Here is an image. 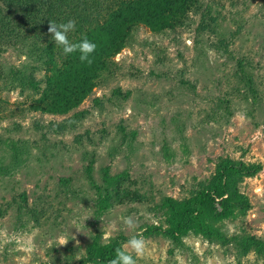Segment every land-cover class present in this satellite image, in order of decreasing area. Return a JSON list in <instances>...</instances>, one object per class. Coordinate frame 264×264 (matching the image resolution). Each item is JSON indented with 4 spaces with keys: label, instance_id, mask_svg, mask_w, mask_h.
Instances as JSON below:
<instances>
[{
    "label": "rangeland",
    "instance_id": "1",
    "mask_svg": "<svg viewBox=\"0 0 264 264\" xmlns=\"http://www.w3.org/2000/svg\"><path fill=\"white\" fill-rule=\"evenodd\" d=\"M194 4L200 10L193 5L175 31H132L110 72L66 113L33 112L35 98L0 83V204L7 207L0 264H92L90 247H121L133 236L148 245L138 264H264L262 254L232 241L264 242V0ZM198 23L213 31L196 42ZM43 48L33 55L8 48L0 67L27 74L41 67ZM42 68L36 80H44ZM243 72L257 98L247 92ZM18 152L23 163L15 168ZM91 160L97 186L105 168L122 174L119 196L105 210L84 171ZM226 160L261 166L237 185L249 201L245 215L212 223L223 243L191 230L172 234L165 199L184 203L218 186L217 168ZM61 178L70 180L66 187ZM129 216L134 229L123 223ZM62 235L67 245H59Z\"/></svg>",
    "mask_w": 264,
    "mask_h": 264
},
{
    "label": "trees",
    "instance_id": "2",
    "mask_svg": "<svg viewBox=\"0 0 264 264\" xmlns=\"http://www.w3.org/2000/svg\"><path fill=\"white\" fill-rule=\"evenodd\" d=\"M195 1L197 2V0H0V52L8 48L22 51L26 49L28 55H33L38 53L32 51L33 49L44 47L40 50L43 52V59L40 62L46 72L42 78L44 80H36L34 73L41 67L34 65L28 69L27 74L26 72L22 74L21 69L10 67L3 70L0 67L1 88L8 91L17 89L20 96L35 98L29 108L33 112L66 113L77 107L87 91L99 83L103 74L110 72L114 64L111 58L124 47L132 31L141 26H146L157 34L165 29L175 31V28L186 20V14L193 5V8L198 9ZM68 20L76 21V30L69 33L70 41L78 43L86 35L90 41L97 44L91 66L79 61L78 52L66 56L62 48L55 45L48 35L49 21L59 24ZM199 23H203V19H200ZM199 23L194 29L196 42L198 36L213 31L210 26H200ZM242 81L247 87V92L257 98L258 90L254 88L251 77L245 76L243 72ZM2 104L0 99V111L1 108L4 109ZM2 119L0 118V121ZM66 121L64 119L56 124H65ZM20 155L21 152H18L13 157L15 168L23 163ZM93 164L94 161L91 160L84 168L92 184ZM260 170V165L247 166L242 162L226 160L217 168V179L220 180L218 186L202 190L184 203L166 198L165 201L170 204L173 228L171 233L181 234L191 230L201 233L211 242L216 240L223 243L224 237L212 223L245 215L250 208L249 201L240 193L237 185L242 177H252ZM103 171L102 185L93 184L101 193L97 201L99 211L108 207L113 195L119 196L115 186L119 185L122 179V174L110 175L107 168ZM69 182V179H59L62 187H66ZM223 182L225 183L221 188ZM24 196L25 194L19 196L21 206L26 203ZM6 208L0 204V217L7 213ZM232 241L240 249L245 251L251 248L264 257V242L254 236H234ZM117 247V242L102 248L90 247L88 262L108 264L109 260L115 257Z\"/></svg>",
    "mask_w": 264,
    "mask_h": 264
},
{
    "label": "clouds",
    "instance_id": "3",
    "mask_svg": "<svg viewBox=\"0 0 264 264\" xmlns=\"http://www.w3.org/2000/svg\"><path fill=\"white\" fill-rule=\"evenodd\" d=\"M75 30V20H68L65 23L59 24L54 21H49L48 23V35L51 37L52 42L61 47L66 56L78 52L79 61L82 64L91 66L94 62V54L97 50V44L90 41L86 35L83 36L80 42L73 43L69 40V33ZM123 223L129 229H134L137 226L131 216L124 217ZM72 239H75V237L73 236ZM68 242L69 239L66 236L62 235L58 237V243L60 246L67 245ZM76 243L78 245L79 241ZM147 247V241L142 236H133L121 247L115 249V257L109 260L108 264H138V259L145 255ZM77 259H79V257H77Z\"/></svg>",
    "mask_w": 264,
    "mask_h": 264
}]
</instances>
